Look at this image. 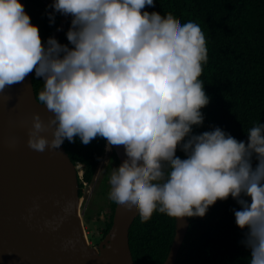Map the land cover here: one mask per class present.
<instances>
[{
	"label": "clouds",
	"instance_id": "9594fccd",
	"mask_svg": "<svg viewBox=\"0 0 264 264\" xmlns=\"http://www.w3.org/2000/svg\"><path fill=\"white\" fill-rule=\"evenodd\" d=\"M49 7V23L57 13L71 17L68 43L42 38L23 0H0V93L34 71L44 82L36 100L50 113L46 121L34 114L28 145L44 151L65 139L105 138L103 159L112 148L127 157L108 172L106 196L142 221L157 211L203 217L218 200L235 199L248 264H264V122L248 128L246 140L218 125L194 131L211 100L201 79L209 56L200 24L161 19L155 0H52ZM102 162L91 185L77 164L81 190L92 186V197Z\"/></svg>",
	"mask_w": 264,
	"mask_h": 264
},
{
	"label": "trees",
	"instance_id": "16d2710c",
	"mask_svg": "<svg viewBox=\"0 0 264 264\" xmlns=\"http://www.w3.org/2000/svg\"><path fill=\"white\" fill-rule=\"evenodd\" d=\"M51 3L27 0V11L33 23L40 26L44 39L54 34L61 20L57 13L55 23H49L47 12L52 11ZM154 14L161 19L170 15L179 22L196 21L205 33L209 60L201 79L211 100L203 108V125L194 127V131L202 132L218 125L238 139L246 140L247 129L257 121L264 122V0H155ZM69 25L70 21L59 38L62 43H68L65 33ZM32 78L38 93L43 87V78L37 77L34 71ZM64 145L73 162L83 165L84 181L93 184L105 155V138L98 136L88 144L81 143L78 137L74 142L65 139ZM177 154L185 155L179 149ZM109 158L119 167L116 152L112 151ZM104 168L109 172L112 164ZM106 178L101 181L102 185L106 184ZM80 183L82 188V180ZM80 194L83 195L82 190ZM239 207L229 197L210 206L203 217H188L189 230L176 264H248L250 253L241 243L243 231L236 224L233 212ZM110 209L100 241L112 226L115 210L112 203ZM84 217L86 226L92 229L93 209H88ZM175 234V217L158 211L148 221L138 216L129 234L135 263L163 264ZM90 238L96 242L94 233H90Z\"/></svg>",
	"mask_w": 264,
	"mask_h": 264
},
{
	"label": "water",
	"instance_id": "95a60500",
	"mask_svg": "<svg viewBox=\"0 0 264 264\" xmlns=\"http://www.w3.org/2000/svg\"><path fill=\"white\" fill-rule=\"evenodd\" d=\"M60 15L53 34L58 39L71 19ZM37 112L45 121L50 115L36 100L32 72L0 93V264H135L129 234L139 213L115 207L106 236L98 246L89 245L79 167L64 143L44 151L27 143ZM45 134L51 136V130ZM112 149L122 166L125 153ZM189 226L188 217L176 218L163 264H176Z\"/></svg>",
	"mask_w": 264,
	"mask_h": 264
},
{
	"label": "rangeland",
	"instance_id": "374dc122",
	"mask_svg": "<svg viewBox=\"0 0 264 264\" xmlns=\"http://www.w3.org/2000/svg\"><path fill=\"white\" fill-rule=\"evenodd\" d=\"M107 152H112V149H110L109 151L107 150ZM104 166L106 167L108 164H112V167L115 166V163L112 162L110 160V158L108 157L107 159H103ZM101 166V165H100ZM105 169V168H104ZM107 170H105L101 176H99L98 180L96 181V194L94 195V197H92L91 190H92V186H88L85 191H84V201L82 203L81 206V211L83 212V214L88 211V209H93L94 211V218H93V222L94 225L92 226V229H89L88 227H86V231H87V235H89L91 232L94 233L95 235V240L96 242H93V245H96L97 243L100 242V237L102 235V231L105 227V220L107 219V214L111 213V209H110V204H109V197L106 196V191L108 189V175H107ZM107 177V178H106ZM106 178V184L102 185L101 181ZM106 190V191H104ZM92 198H91V197ZM98 213L100 215H98ZM86 225V224H85Z\"/></svg>",
	"mask_w": 264,
	"mask_h": 264
},
{
	"label": "flooded vegetation",
	"instance_id": "af4514ba",
	"mask_svg": "<svg viewBox=\"0 0 264 264\" xmlns=\"http://www.w3.org/2000/svg\"><path fill=\"white\" fill-rule=\"evenodd\" d=\"M109 204H111V201H110V199H109ZM109 215V213L107 214V216ZM99 245V243H97L95 246H98Z\"/></svg>",
	"mask_w": 264,
	"mask_h": 264
},
{
	"label": "bare ground",
	"instance_id": "6f19581e",
	"mask_svg": "<svg viewBox=\"0 0 264 264\" xmlns=\"http://www.w3.org/2000/svg\"><path fill=\"white\" fill-rule=\"evenodd\" d=\"M77 165V164H76ZM88 238V237H87ZM88 244L90 245V241L88 240ZM136 264V263H135Z\"/></svg>",
	"mask_w": 264,
	"mask_h": 264
}]
</instances>
